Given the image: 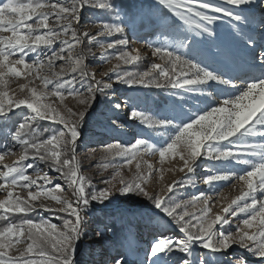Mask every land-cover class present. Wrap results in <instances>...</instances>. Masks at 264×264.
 <instances>
[{"label":"snow or ice","instance_id":"6c2138e0","mask_svg":"<svg viewBox=\"0 0 264 264\" xmlns=\"http://www.w3.org/2000/svg\"><path fill=\"white\" fill-rule=\"evenodd\" d=\"M254 3L255 0H223L222 4L211 0H156L157 5L170 10L181 22L176 28L179 38L169 41L166 37L163 43L150 45L151 56L161 63L152 62L144 71L122 73L116 71L117 64L104 75L109 79L114 75L117 83L129 87H170L198 92L206 107L179 122L175 118L158 117L146 110L132 108L128 118L164 138L163 142L137 138L130 146L119 142L107 145L105 151L122 157L124 163L110 178L102 181L105 187L97 189L90 178L81 174L77 142L86 116L97 100V93L106 95L113 89V84L96 80L95 74L87 71L89 46L98 44L102 55L107 49L126 47L129 43L126 30L130 28L135 32L137 24H143L145 18L160 29L166 30L170 26L163 18L152 20L149 13L143 12L142 6L130 5L122 14V9L113 0H0V117L8 121L16 115L15 109L29 110V114L21 113L22 119L15 130L6 134L22 148L23 155L12 165H3L5 170L0 171V180H3L0 190L7 191L6 197L0 199V221L5 222L0 226V264H88L77 258L80 246L89 235L88 209L94 204L108 207L115 198L131 195L151 203L150 224L154 219L163 221L166 225H174L181 235H168L167 229L157 231L144 249V258L134 262L129 256L137 251L136 235L129 222L122 250H117L110 261L105 259L100 264H250L234 249H241L259 258L258 264H264V131L256 127L264 128V44L259 45L261 50L257 53L255 39L245 31L250 24L249 16L241 8ZM223 4L233 8H225ZM85 9L114 16L119 22L100 19L93 22L94 34L88 30L80 31L81 14ZM209 13L221 14L234 21L232 27L248 50L250 71L239 85L232 77L210 69L195 56L188 58L180 51L192 47L189 33L196 37L216 36L212 25L221 19V15ZM259 24L264 29V16ZM116 34L123 38L107 44L98 39ZM78 47L79 52L76 51ZM33 53L37 54L36 59L28 62L27 57ZM114 58L129 65L140 61L142 56L139 49H132L121 51ZM104 59L109 58L104 56ZM57 61L65 62L58 71ZM257 70L258 75L255 74ZM76 73L80 78L92 81L86 93L77 90ZM69 74H72L71 78H64ZM19 78L27 81L19 85L21 92L27 90L26 96L18 97L10 88V84ZM36 80L41 82L42 88L35 86ZM210 82L236 89V92L217 100L212 92H206ZM68 97H80L78 103L82 107L73 110L65 106V111H61L56 101L63 105ZM123 106H127V101ZM113 107L120 110L122 103L117 102ZM41 121L62 127L42 138L48 130L40 128ZM109 125L115 129L125 127L118 118H112ZM256 136L261 142L248 140ZM225 141L227 143H223ZM142 153L158 154L161 165L168 158L175 160L178 157L182 161L178 170L187 173L194 172L202 156L241 165L240 172L217 169L207 174L203 182L212 187L218 181H238L245 189L220 212L213 214V206L219 199L213 200L212 194L201 192L190 201L173 199L174 188L178 184L183 186V180L149 191L147 185L154 172L160 173L162 181L164 169L154 168L151 162L138 159ZM10 154H13L12 146L4 144L0 148V162ZM30 160L39 161V165L58 173L71 189V198L63 195L61 183H54L48 173L41 174L38 164L25 163ZM133 162L135 172L130 167ZM142 163L147 165V172L141 171ZM27 169L36 171L35 179L27 174ZM123 169H128L131 176L126 177ZM41 180L43 184L39 183ZM17 188L26 191V196L16 193ZM216 195L219 198L220 194ZM45 200L54 201L59 207H53ZM37 202L45 212L65 214L57 216L61 225L30 218L12 222L9 214L27 217L37 211ZM197 203L202 207L198 211H189V208H196ZM110 230L108 224L91 230L95 237L93 242L100 245L102 255L107 253L110 240L107 232ZM22 243L26 246L19 250L17 246ZM13 250H17L16 255L12 254ZM176 253L182 254L179 259H175Z\"/></svg>","mask_w":264,"mask_h":264},{"label":"rangeland","instance_id":"374dc122","mask_svg":"<svg viewBox=\"0 0 264 264\" xmlns=\"http://www.w3.org/2000/svg\"><path fill=\"white\" fill-rule=\"evenodd\" d=\"M156 1V0H154ZM212 3L222 4L223 0H211ZM225 8H233L231 5L223 4ZM244 9V13L249 16L250 24L249 27L245 29L248 34L252 35L256 41V52L258 53L261 49L259 45L264 44V36L262 32L264 29L260 28L259 21L262 16H264V2L262 0H255L253 5L241 6ZM239 11V9H234ZM212 15H221L215 13H209ZM114 18V16H111ZM106 20L109 23L114 22L111 19L104 17V14L93 9H85L81 14V21L79 25V30H88L93 34L96 28L93 26V22L97 20ZM167 21L169 28L160 29L154 25L145 27L142 30L136 28L133 32L130 28L126 30V36L129 41L126 47L117 46L113 49H107L103 55L102 50L98 44H92L91 54L87 55L86 64L87 71L89 73L95 74L96 80H101L104 82H109L113 84V89L110 90L106 95H101L97 93V100L93 105V109L90 110L89 115L86 116L85 122L82 128L81 138L77 142V159L80 163L81 174L92 180L93 185L99 189L105 187L102 182L104 179H108L114 173L116 168L124 163L122 157H115L105 151V147L109 144L121 143L130 146L134 143L137 138H147L156 143H162L163 139L157 136L152 130L146 129L144 126L140 125L138 121L130 120L128 118L129 113L132 108H137L140 110H146L158 117H169L175 118L176 122L181 120H187L188 117L195 113L198 109H203L206 107V102L203 97H200L198 92H187L184 89H166L167 101L162 102L158 109H155L154 96L152 92L154 91L151 87H145L142 85H135L129 87L126 84L117 83L115 81V76L112 75L111 79L105 76L104 73L109 72V69L113 68L114 65L119 64L116 68L117 72L131 71L138 72L146 70L152 62L161 63L158 58L151 56V47L159 45L165 41V38L169 41L173 39H178L176 33V28L180 25V21L174 16V21ZM235 22L231 21L228 17H223L218 20L214 25L213 29L216 31V36L211 38L206 37H196L189 33V37L192 41V47L189 49H181L180 51L186 55L188 58L195 56L197 60L201 63L207 65L210 69L224 73L226 76L233 78L234 82L238 85L241 84L246 73L250 71L249 65V53L247 48L243 45L240 38L236 35V32L232 25ZM7 35V33H5ZM123 38L119 34L111 37H100L98 38L101 42L107 44L112 42L114 39ZM132 49H139L142 59L136 63L125 65L122 62H118L114 57L121 51H131ZM77 52L80 51L79 47L76 49ZM35 53L29 54L27 57L28 62L36 59ZM67 55V53H65ZM104 56L109 59L105 60ZM46 59V56H45ZM64 61H57V71L59 66L64 64ZM255 74H259L258 70ZM72 74L65 76L64 78H71ZM77 77L76 88L82 93H86L87 87L92 83L89 79H82L79 74H74ZM111 75V74H110ZM31 79V78H29ZM27 83L24 78H19L14 80L10 84V88L15 91L16 96L22 97L28 95L27 90L21 92L19 90V85ZM35 86L42 88L41 82L36 80ZM49 91L51 90V85L49 86ZM206 92H212L213 97L217 100L223 99L225 95L236 92V89H231L226 86L218 85L215 82H210V86L206 88ZM217 93L219 95L217 96ZM55 100V98H53ZM80 97H68L64 104L61 105L59 101H56L57 107L61 111H65V106L72 108L73 110L80 109L82 106L78 103ZM127 101V106H123V102ZM122 103V108L120 110H114L115 103ZM17 116L21 117V113L29 114V110L26 108H20L14 110ZM22 118V117H21ZM112 118H118L119 122L125 125L122 129H115L109 125V121ZM42 123H47L52 129H59L62 126L57 124H52L48 121H41ZM18 123H16V126ZM258 130L264 131L259 125L256 126ZM10 129V122L5 121L4 118L0 117V148L4 144H9L12 146L13 154L6 155L5 159L0 162V171H4L3 165H12L15 161H18L23 155V150L18 145H15L14 141L11 140L10 135H6ZM49 134V133H48ZM47 134V135H48ZM46 135V136H47ZM46 138V137H45ZM250 142H261L259 136L249 137ZM223 143H227L226 141ZM141 161L151 162L154 168L163 167V180L159 179L160 173L154 172L153 176L149 180L147 185L149 191L154 189L158 190L163 188L164 185L172 183L173 181L183 180V186L177 185L174 188L173 199H178L181 201H190L193 196H198L201 192L206 194H212L213 200L219 199V202L213 206V214L220 212L223 206H226L232 199L237 195H240L241 191L245 189V186L238 181H218L214 182L212 187L204 184L203 179L207 174L215 172L217 169L222 171L233 169L240 172L243 166L236 165L235 163L228 164L225 162L208 160L205 157H201L197 161V166L193 173L180 172L178 169L182 166V161L177 157L175 160L168 158L165 160L163 165L159 163V156L148 155L142 153L138 158ZM33 162V161H27ZM39 165V161L33 162ZM108 165V167H102V165ZM42 169V173H48L50 177L53 178L54 183H61L64 188V193L68 198H71V189L68 185L60 179L59 174L50 171L47 167L39 165ZM132 172H135V162L130 166ZM124 175L126 177L131 176V172L128 169H123ZM141 171L147 172V165L142 163ZM27 174L31 175L34 179L36 178V171L33 169H27ZM3 183V180H0ZM43 184V181H39ZM51 187V185H48ZM35 190V188H33ZM16 193L26 196V191H22L19 188L16 189ZM216 193H219V198ZM7 195L6 190H0V199H4ZM226 197L227 199H224ZM45 202L53 207H59L54 201L45 200ZM202 207V204L197 203L196 208H189V211H198ZM37 209H39L40 215L44 220H49L52 223L61 225L62 221L57 218L58 215L65 214H55L52 212H45L39 208L37 202ZM151 203L143 197L131 195L130 197H117L113 200L112 204L108 207L102 205L94 204L88 209L87 221L89 225V235L86 238V242L80 246L77 253V258L81 261H87L88 264H100L102 260H111V257L116 255L117 250H122V245H117L114 239V235L111 230L107 232L110 240L107 245V253L103 256L102 249L99 244L94 243L95 237L91 234V230L95 228H102L103 224L111 225V223L116 222V224L122 227L124 237L127 233L129 222L132 225V231L136 235V252L130 254V261H138L144 258V249H147L149 242L152 240L153 235L159 231H164L167 229L168 235L180 236L177 228L174 225H166L163 221L154 219L152 223H149L148 217L150 215ZM98 215L101 220H95L92 216ZM167 220V218H164ZM103 222V223H101ZM227 228L228 226H224ZM234 227V225H233ZM123 244V243H122ZM25 244H20L17 246L19 250H23ZM239 255H244L250 264H258L259 258L252 257L245 253L241 249H234ZM231 251V250H230ZM138 253V254H137ZM13 255L17 254V250H13ZM181 253H176L175 259H179Z\"/></svg>","mask_w":264,"mask_h":264},{"label":"trees","instance_id":"16d2710c","mask_svg":"<svg viewBox=\"0 0 264 264\" xmlns=\"http://www.w3.org/2000/svg\"><path fill=\"white\" fill-rule=\"evenodd\" d=\"M113 2L117 5L118 8L122 9V14L123 11H127L130 5H135L136 7H141L142 6V10L145 13H149V16L152 20H157L159 18H163V19H167L169 21H174V15L170 12V10H168L167 8H164L163 6H159L156 4V1L154 0H113ZM104 17L107 19H111L114 22H119L116 20V18L105 15ZM152 26V24L149 23V19L145 18L144 23L137 24V29L138 30H142L145 27H149ZM152 89L154 90L152 92L153 96H154V102H155V109H158L162 102L167 101L166 98V89L168 88H156L155 86L152 87ZM20 119H22L20 116L15 115L12 120H9L10 122V129H12L13 131L15 130L16 127V123H19ZM40 128L41 129H47L48 132L43 133V137L45 138L46 135L48 133H50L53 129V127H51L49 124L47 123H42L40 122ZM39 209H37L36 212L33 213H29L27 217H24L23 214H9L11 216V220L12 222H19L21 219L23 218H30L36 221H39L41 219H43V217L40 215L39 213ZM92 216L95 218V220H101L100 216L98 215H94L92 214ZM4 221H0V226L4 225ZM111 227V232L114 235V239L117 245H122V243L124 242V234L122 231V227L118 224H116V222L111 223L110 225Z\"/></svg>","mask_w":264,"mask_h":264},{"label":"bare ground","instance_id":"6f19581e","mask_svg":"<svg viewBox=\"0 0 264 264\" xmlns=\"http://www.w3.org/2000/svg\"><path fill=\"white\" fill-rule=\"evenodd\" d=\"M157 231H159V230H157ZM104 256V255H103Z\"/></svg>","mask_w":264,"mask_h":264}]
</instances>
